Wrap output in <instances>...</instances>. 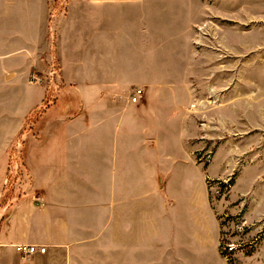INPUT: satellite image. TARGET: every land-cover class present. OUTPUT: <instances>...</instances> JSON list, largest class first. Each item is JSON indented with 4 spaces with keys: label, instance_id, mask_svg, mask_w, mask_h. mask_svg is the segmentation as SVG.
Masks as SVG:
<instances>
[{
    "label": "crops",
    "instance_id": "1",
    "mask_svg": "<svg viewBox=\"0 0 264 264\" xmlns=\"http://www.w3.org/2000/svg\"><path fill=\"white\" fill-rule=\"evenodd\" d=\"M20 1L10 0L1 22L4 62L26 38ZM150 4L71 0L69 19L82 9L84 26L80 39L71 30L59 37L60 94L50 104L44 87L20 79L19 66H2L0 91L12 115L0 118V137H15L41 103L34 128L20 135L31 192L42 202L0 215V264H231L220 254L219 212L207 187L214 160L198 159L204 135L189 111L194 99L179 97L192 86L172 78L168 36L146 17ZM128 9L141 17L124 19ZM137 87L142 95L132 102ZM18 244L46 251L26 254Z\"/></svg>",
    "mask_w": 264,
    "mask_h": 264
},
{
    "label": "rangeland",
    "instance_id": "2",
    "mask_svg": "<svg viewBox=\"0 0 264 264\" xmlns=\"http://www.w3.org/2000/svg\"><path fill=\"white\" fill-rule=\"evenodd\" d=\"M70 1L21 0L27 6L22 11L26 24L20 26L26 38L16 47L14 59L4 62L0 57V70L19 66L20 79L27 77L29 85L44 87V105L60 94L59 37L68 39L71 30L81 38L83 10L73 9L69 19ZM150 1L146 17L157 32L168 36L171 76L187 79L192 86L178 92L180 98L194 99L189 111L204 135L197 138L202 142L198 159L207 166L214 160L217 174L208 177L207 187L219 212L220 254L231 264H264V0ZM0 3L7 7L0 8L3 29L11 2ZM124 14V19L141 17L136 9ZM4 36L0 35V53L8 44ZM29 59L33 63L27 73ZM53 70L59 74L54 76ZM7 103L0 91V118L12 115ZM39 105L29 109L17 134L10 132L15 137H0V215L20 203L34 204L39 196L31 192L26 138L20 135L34 128Z\"/></svg>",
    "mask_w": 264,
    "mask_h": 264
},
{
    "label": "built area",
    "instance_id": "3",
    "mask_svg": "<svg viewBox=\"0 0 264 264\" xmlns=\"http://www.w3.org/2000/svg\"><path fill=\"white\" fill-rule=\"evenodd\" d=\"M51 73L54 74V76L59 74L56 70H53ZM54 76L51 75V77H54ZM40 80H42L41 77H36L37 82H40ZM141 95H142V88L137 87L130 93L129 99L132 102H137V101H139ZM52 102H53L52 100H49L47 104H50ZM36 200L39 203L42 202V199L40 196H38L36 198ZM16 248H17V250L24 252L26 254H33L36 252H45L46 251V247L44 245H37V244H18V245H16Z\"/></svg>",
    "mask_w": 264,
    "mask_h": 264
}]
</instances>
